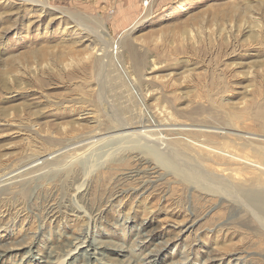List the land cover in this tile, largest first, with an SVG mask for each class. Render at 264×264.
I'll list each match as a JSON object with an SVG mask.
<instances>
[{
    "label": "rangeland",
    "instance_id": "obj_1",
    "mask_svg": "<svg viewBox=\"0 0 264 264\" xmlns=\"http://www.w3.org/2000/svg\"><path fill=\"white\" fill-rule=\"evenodd\" d=\"M263 109L264 0H0V264H264Z\"/></svg>",
    "mask_w": 264,
    "mask_h": 264
},
{
    "label": "bare ground",
    "instance_id": "obj_2",
    "mask_svg": "<svg viewBox=\"0 0 264 264\" xmlns=\"http://www.w3.org/2000/svg\"><path fill=\"white\" fill-rule=\"evenodd\" d=\"M251 10V9H250ZM229 18V17H228ZM232 20V19H231ZM100 65V64H99ZM102 66V65H101ZM111 72V71H110ZM124 75L126 76V73H125V71H124ZM104 78H108V77H104ZM115 78V77H114ZM126 79L129 81V78H128V76H126ZM107 80V79H106ZM114 80V79H113ZM119 80V79H118ZM108 81V80H107ZM114 82V81H113ZM113 85V84H112ZM111 86V85H110ZM112 88V87H111ZM262 114H264V109L262 110V112H261ZM144 120V119H143ZM140 122V121H139ZM175 124V123H174ZM123 129V128H122ZM126 134V133H125ZM131 135V134H130ZM139 135H140V133H139ZM127 136H129V135H127ZM118 137V136H117ZM138 137V136H137ZM125 137V138H120V139H118V140H116V141H113V142H110L109 144V146H108V143H107V146L108 147H104L103 148V150H102V152L98 155V156H101V159L102 158H105V157H107V156H109V155H111V154H113V153H118L120 150H122V149H125V148H128V149H137V150H139V151H141V153L143 154V156H144V154L145 155H152L151 153H149L150 151H149V149H148V147L149 146H151V147H153L154 148V146H153V144H150L148 141L147 142H144L143 140H140V138L138 137ZM119 138V137H118ZM114 140V139H113ZM155 142V141H154ZM102 144V143H101ZM112 144V145H111ZM106 148V149H105ZM100 149H101V147H100ZM105 149V150H104ZM127 149V150H128ZM138 151V152H139ZM100 152V151H99ZM96 153H98V151H96ZM132 154V153H131ZM155 155V154H154ZM155 156H158V157H160L159 158V161L161 162L160 164H166V165H169L170 167V169H173L174 171H177V169L179 170V167L176 165V164H174V162L173 161H171V159L170 160H165L164 158H162L161 156H159V155H155ZM145 157V156H144ZM146 158V157H145ZM155 158V157H154ZM100 159V160H101ZM144 160V159H143ZM147 161H149V159L147 160ZM178 161V160H177ZM143 162V161H142ZM156 162V161H155ZM152 166V165H151ZM94 168V167H93ZM167 168V167H166ZM172 170V171H173ZM160 171V170H159ZM8 174V173H7ZM84 181L82 182V185L78 188V189H80L81 187H83L84 186ZM88 186V185H87ZM260 188H258V189H256L255 188V190H251L250 191V194L249 195H247L249 198L248 199H251V201L253 202V203H255V202H259L260 203V201H264V186L262 187V186H259ZM84 188H86V185H85V187ZM83 192H80L79 191V193L78 194H80V195H83L82 194ZM76 195V194H75ZM262 203V202H261ZM256 204V203H255ZM52 209V208H51ZM80 210V209H79ZM78 210V211H79ZM81 211V210H80ZM93 219V222H94V219L95 218H92ZM88 230V232H90V235H91V237L92 238H89V239H87V235L86 234H84V237L83 238H76V241L74 242H72V243H68V244H66V246H68V249L67 250H64V252H62V251H58L57 253H56V255H54L53 254V258H52V260H49V264H69L70 262H68L70 259H72V257H74V255H78V252L80 251V250H82L85 246H90V245H92L93 246V242H95V240H96V238H95V232H96V230H95V226L92 224L91 225V227L89 228V229H87ZM89 234V233H88ZM84 243H87V245H85V246H81V245H83ZM95 244V243H94ZM82 247V248H81ZM91 247V246H90ZM92 249H94L93 251L95 252L96 250V248H93L92 247ZM98 249V248H97ZM83 251V250H82ZM94 252H92V253H94ZM80 253V252H79ZM83 253V252H82ZM84 254V253H83ZM76 255V256H77Z\"/></svg>",
    "mask_w": 264,
    "mask_h": 264
}]
</instances>
